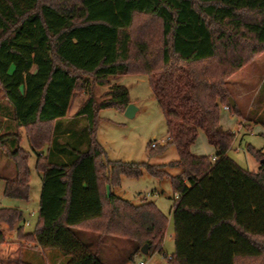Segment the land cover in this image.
<instances>
[{"label": "trees", "instance_id": "16d2710c", "mask_svg": "<svg viewBox=\"0 0 264 264\" xmlns=\"http://www.w3.org/2000/svg\"><path fill=\"white\" fill-rule=\"evenodd\" d=\"M262 54L264 0H0V89L38 155L42 180L32 231L23 209L0 204V245L14 231L42 249H59L64 264H107L101 245L108 237L132 241L129 259L144 245L162 253L168 215L152 200L135 204L112 191L122 176L145 170L170 176L179 195L170 210L169 264H264V150L247 144L261 165L257 172L242 167L228 154L236 133L223 128L220 116L226 104L241 114L229 100V80ZM83 73L100 85L147 75L168 133L151 152L173 145L178 159L153 165L106 157L96 135L99 112L126 110L130 92L123 84L99 101L92 85L71 117L87 119L86 149L69 145V163L55 160L49 147L41 152L68 118ZM256 123L264 126V116ZM18 129L0 136V151L15 169L0 182L5 197L29 201L30 153ZM199 130L216 148L215 160L192 153ZM168 167L180 172L170 175ZM86 232L97 234V248L82 239ZM15 263L30 264L21 257Z\"/></svg>", "mask_w": 264, "mask_h": 264}, {"label": "rangeland", "instance_id": "374dc122", "mask_svg": "<svg viewBox=\"0 0 264 264\" xmlns=\"http://www.w3.org/2000/svg\"><path fill=\"white\" fill-rule=\"evenodd\" d=\"M261 56L257 57L256 60ZM257 74L258 76L256 78L258 80L252 78V81H247L254 87H257L261 83V86H258L259 91L257 92L256 99H253V93L246 96L247 99L245 105L247 107L254 105L255 107L252 116L247 118V124H249L248 126L246 125L247 127L257 124V120L260 119L262 115L264 116V91L262 90L264 83L261 82L264 78V69L256 68L255 75ZM250 75L251 72L245 73V76L247 77ZM114 84H123L128 87L130 92V102L134 103L139 110L131 118H128L125 115V111L116 107L102 109L99 112L100 121L96 135L99 143H101L104 151H106V157L110 161L121 160L125 162L150 163L153 165H164V163L177 160L178 150L173 145H167L163 153L151 152V144L154 141L162 142L168 138L166 118L162 114L159 103L153 95L147 75L135 74L114 76L110 79L109 84L100 85L94 83L91 75L83 73L81 75L79 86L77 87L78 89L72 100V107L69 111L68 118L63 119L59 124L56 139L49 146L46 145L41 152L46 154L47 147H49L54 152L53 158L55 160L69 163L73 158V154L70 155V146L80 151L86 149L88 146V135L86 130L87 119L85 117L80 119H73L71 117H73L74 113L83 105V102L90 95L92 85L93 93L99 101ZM253 100H255L256 104H253ZM0 106L1 136L5 135V132H13V130L18 128L15 123L16 121L13 118L12 107L4 98V93L3 91L1 92V89ZM259 111H262V113L258 114ZM4 114L7 116V120H3L2 116H4ZM221 114L226 118V124L228 126H234L233 130L238 133L239 124L237 123V116L224 110V107ZM260 128L261 127L259 126V130H262ZM249 129L250 128H247V130ZM18 130L22 135L21 146L30 153V199L29 201H25L7 196L5 197L4 180H1L0 204L3 207H19L23 209L26 219L25 228L27 231H32L38 219L37 215L40 207L42 180L39 171L35 168L38 155L32 150L28 137H26L25 134H22L20 129ZM243 137L244 139L242 143H240ZM202 142L203 138L202 140L201 138H198L195 149L198 152L205 153L207 152V149L203 148ZM13 143L14 142H11L10 145L13 146ZM247 144H252L257 149L263 148L264 150V134L254 132L245 135V131L242 130L240 135L235 139L232 145L233 148L230 150V156L235 158L238 163L245 168H254L257 162L256 159L247 152ZM207 146H209V144H207ZM166 169L169 171L170 175H176L180 172V169L178 168L168 167ZM14 174L15 169L13 163L0 151V176L3 178H11ZM120 182V185L112 189L114 194L135 204H140L145 198H147V200L154 201L161 211L168 215L169 222L164 240V251L162 253L159 251L144 253L141 249L135 253L132 259H129V256L134 251L132 241L108 237L101 245L102 259L107 264H140L141 262H144V264H169L168 257H170L175 250V228L170 210L173 201L176 198L170 176L157 178L144 170V173L139 177L132 178L122 176ZM7 233L8 239L5 243L6 245H0V264H16L15 259L17 257H21L23 261L25 260L30 264H55L52 260L47 262V250L41 248L38 250L34 249L33 247H36L37 245L26 239L22 240L18 238L17 233L14 231H7ZM81 237L86 242H90L93 249L97 248V234L86 232L85 235L81 234ZM55 252L61 253L59 249L50 250V253Z\"/></svg>", "mask_w": 264, "mask_h": 264}, {"label": "crops", "instance_id": "0c3cea01", "mask_svg": "<svg viewBox=\"0 0 264 264\" xmlns=\"http://www.w3.org/2000/svg\"><path fill=\"white\" fill-rule=\"evenodd\" d=\"M256 68H262L264 69V55H262L259 59H257L255 62H252L250 63L249 65L243 67V69H241L240 72H238L237 74L233 75L231 78H230V85H231V88H232V92H233V98L235 99L236 101V104L238 105V109L239 111L241 112L240 115H236L237 116V123L239 124V128H238V133H236L233 129L234 126H228L226 123H227V120L224 116H222V114L220 115L221 116V124L223 126V128L226 130V129H229L231 131H234L236 133V138L238 135H240V132L243 130L245 131V135L246 134H249V133H254V132H260V133H263L264 134V126L260 123L258 124H255V125H250V127H247L249 124H247L248 120L247 118H250L252 116V114L254 113L253 109L255 108L254 105H250L249 107H247L245 105V101L247 99V95H251L253 93V99H256V95H257V92L259 91V88L258 86L260 85L261 86V83L257 86V87H254L253 85L249 84L247 81H252L254 78H256L258 76L255 75V70ZM246 72H251V75L249 77L245 76V73ZM244 75V76H243ZM255 76V77H254ZM253 78V79H252ZM257 79V78H256ZM256 79H255V82H256ZM258 80V79H257ZM264 81V78L261 82ZM235 87V89H234ZM2 92V90H1ZM249 97V96H248ZM253 104H256L255 100L252 101ZM1 108V106H0ZM228 111V110H227ZM231 113H233L231 110L229 111ZM262 113V111H259L258 114ZM3 120H7V116L4 114V116H2ZM16 123V122H15ZM250 123V122H249ZM17 124V123H16ZM15 124V126H16ZM247 125V126H246ZM259 126L261 127L260 129L262 130H259ZM247 128H250L249 130H247ZM17 129L13 130L16 131ZM20 130L22 131V134H25L23 129L20 128ZM10 131L8 132H5V133H9ZM12 132V131H11ZM204 136V137H202ZM198 138H203V142H202V146L203 148L207 149L205 153L203 152H198L195 147L197 146L196 144V141L198 140ZM198 138L196 139L195 143L191 145V151L192 153L195 155H200V156H208V157H212L213 160H215V153H216V148L211 144H209L208 142V138H207V135L206 133L202 130H199V135H198ZM244 137L242 138L241 142L243 141ZM207 144H209V146H207ZM232 147V146H231ZM233 148V147H232ZM231 148V149H232ZM230 149V150H231ZM47 150H48V147H47ZM230 150L228 151V154L230 155ZM232 157V156H231ZM233 158V157H232ZM235 161L236 159L233 158ZM30 160V159H29ZM237 162V161H236ZM256 165L254 168H251V167H248L247 169H249L250 171H253V172H257L260 168V165L261 163L258 162L256 160ZM238 163V162H237ZM240 164V163H239ZM241 165V164H240ZM242 166V165H241ZM30 167V166H29ZM244 167V166H242ZM13 177V176H12ZM40 209V207H39ZM174 236H175V232H174ZM35 244V243H33ZM6 244H4L3 246H5ZM36 245V244H35ZM34 249H39L41 247H33ZM42 249V248H41ZM44 250H47V262H49L50 260H52L55 264H64L65 261H66V258L65 256L63 255V253H59V252H55V253H50V250L52 249H44ZM22 256V254H21Z\"/></svg>", "mask_w": 264, "mask_h": 264}, {"label": "water", "instance_id": "95a60500", "mask_svg": "<svg viewBox=\"0 0 264 264\" xmlns=\"http://www.w3.org/2000/svg\"><path fill=\"white\" fill-rule=\"evenodd\" d=\"M229 100L231 102L232 105L235 104V99H232V97H229ZM138 107L134 104V103H131L125 110V115L128 117V118H131L133 117L137 111H138ZM262 163H264V158L261 160ZM142 251L144 253H148V245H144V247L142 248Z\"/></svg>", "mask_w": 264, "mask_h": 264}, {"label": "built area", "instance_id": "2783aa9c", "mask_svg": "<svg viewBox=\"0 0 264 264\" xmlns=\"http://www.w3.org/2000/svg\"><path fill=\"white\" fill-rule=\"evenodd\" d=\"M224 110H228L230 111L231 110V107L229 104H226V106H224ZM234 114V113H233ZM166 140H163L162 142H157V141H154L152 144H151V147L154 148V147H157L158 145H162L163 143H165ZM177 198L179 197L178 194H176ZM140 264H144V262H141Z\"/></svg>", "mask_w": 264, "mask_h": 264}]
</instances>
